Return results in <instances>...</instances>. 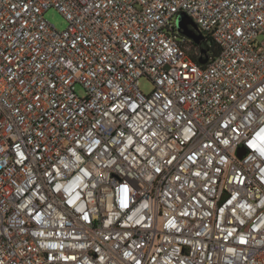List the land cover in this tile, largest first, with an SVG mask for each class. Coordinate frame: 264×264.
Instances as JSON below:
<instances>
[{"label": "built area", "instance_id": "built-area-1", "mask_svg": "<svg viewBox=\"0 0 264 264\" xmlns=\"http://www.w3.org/2000/svg\"><path fill=\"white\" fill-rule=\"evenodd\" d=\"M253 142L264 0H0V264H264Z\"/></svg>", "mask_w": 264, "mask_h": 264}, {"label": "rangeland", "instance_id": "rangeland-1", "mask_svg": "<svg viewBox=\"0 0 264 264\" xmlns=\"http://www.w3.org/2000/svg\"><path fill=\"white\" fill-rule=\"evenodd\" d=\"M46 18L52 22L59 30H64L68 27V20L66 17L57 9V8H50L46 14ZM152 82L148 78H142L140 88L144 92H149L152 90ZM77 92L80 96H86L87 92L86 89L81 85H77Z\"/></svg>", "mask_w": 264, "mask_h": 264}, {"label": "water", "instance_id": "water-1", "mask_svg": "<svg viewBox=\"0 0 264 264\" xmlns=\"http://www.w3.org/2000/svg\"><path fill=\"white\" fill-rule=\"evenodd\" d=\"M190 26H193V28ZM177 28L182 34L194 39L196 42H200L203 39V35L196 32L198 30L197 24L185 14L179 15L177 19ZM208 60V56L199 59L200 63L203 64L207 63Z\"/></svg>", "mask_w": 264, "mask_h": 264}, {"label": "trees", "instance_id": "trees-1", "mask_svg": "<svg viewBox=\"0 0 264 264\" xmlns=\"http://www.w3.org/2000/svg\"><path fill=\"white\" fill-rule=\"evenodd\" d=\"M191 45L192 46L190 48V52L194 55L197 61H199V59L202 58V55H207L209 57H212L218 52V46L216 45L214 40L210 37H205L200 42H196L194 39H192Z\"/></svg>", "mask_w": 264, "mask_h": 264}, {"label": "snow or ice", "instance_id": "snow-or-ice-1", "mask_svg": "<svg viewBox=\"0 0 264 264\" xmlns=\"http://www.w3.org/2000/svg\"><path fill=\"white\" fill-rule=\"evenodd\" d=\"M251 146L253 147V148H257L260 152H261V154H264V147H261V146H259V145H257L256 143H251Z\"/></svg>", "mask_w": 264, "mask_h": 264}]
</instances>
